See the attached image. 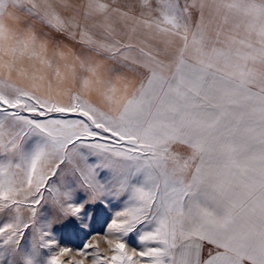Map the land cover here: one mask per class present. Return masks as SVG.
Returning a JSON list of instances; mask_svg holds the SVG:
<instances>
[{
  "label": "snow or ice",
  "instance_id": "snow-or-ice-1",
  "mask_svg": "<svg viewBox=\"0 0 264 264\" xmlns=\"http://www.w3.org/2000/svg\"><path fill=\"white\" fill-rule=\"evenodd\" d=\"M0 264H264V0H0Z\"/></svg>",
  "mask_w": 264,
  "mask_h": 264
},
{
  "label": "rangeland",
  "instance_id": "rangeland-1",
  "mask_svg": "<svg viewBox=\"0 0 264 264\" xmlns=\"http://www.w3.org/2000/svg\"><path fill=\"white\" fill-rule=\"evenodd\" d=\"M104 248H106V245L103 242H101V249H104Z\"/></svg>",
  "mask_w": 264,
  "mask_h": 264
}]
</instances>
